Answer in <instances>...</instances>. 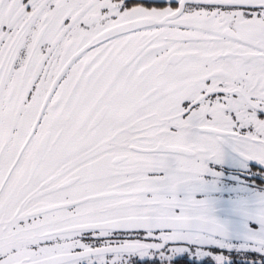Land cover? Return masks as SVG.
<instances>
[{"label": "snow or ice", "instance_id": "snow-or-ice-1", "mask_svg": "<svg viewBox=\"0 0 264 264\" xmlns=\"http://www.w3.org/2000/svg\"><path fill=\"white\" fill-rule=\"evenodd\" d=\"M208 260L264 264V0H0V264Z\"/></svg>", "mask_w": 264, "mask_h": 264}, {"label": "trees", "instance_id": "trees-1", "mask_svg": "<svg viewBox=\"0 0 264 264\" xmlns=\"http://www.w3.org/2000/svg\"><path fill=\"white\" fill-rule=\"evenodd\" d=\"M177 264H183V261H178ZM196 264H199V262H196ZM205 264H212L210 260L206 261Z\"/></svg>", "mask_w": 264, "mask_h": 264}, {"label": "rangeland", "instance_id": "rangeland-1", "mask_svg": "<svg viewBox=\"0 0 264 264\" xmlns=\"http://www.w3.org/2000/svg\"><path fill=\"white\" fill-rule=\"evenodd\" d=\"M227 254V253H226ZM233 258L235 259L236 258V254L233 253Z\"/></svg>", "mask_w": 264, "mask_h": 264}]
</instances>
